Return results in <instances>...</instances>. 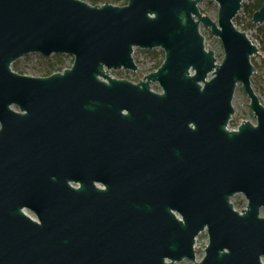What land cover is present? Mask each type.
Listing matches in <instances>:
<instances>
[{
	"label": "water",
	"instance_id": "1",
	"mask_svg": "<svg viewBox=\"0 0 264 264\" xmlns=\"http://www.w3.org/2000/svg\"><path fill=\"white\" fill-rule=\"evenodd\" d=\"M202 1L0 0V264H263L260 54L234 25L246 0H211L217 21ZM134 49L164 59L136 83L111 75L137 70ZM31 54L73 62L12 70ZM238 85L256 123L229 127Z\"/></svg>",
	"mask_w": 264,
	"mask_h": 264
},
{
	"label": "rangeland",
	"instance_id": "2",
	"mask_svg": "<svg viewBox=\"0 0 264 264\" xmlns=\"http://www.w3.org/2000/svg\"><path fill=\"white\" fill-rule=\"evenodd\" d=\"M108 4L111 5H121L124 0H106ZM251 0H246L245 3H250ZM99 5V4H98ZM102 5V4H100ZM202 11L206 14L211 16L215 21H217V5L211 0H203L202 3L198 6ZM240 20V23H237L235 27L239 30L244 32L248 39L251 41L253 45H255L259 50V56L253 57L251 62L255 65V74L256 79H251L252 88L257 95L260 103L264 106V43H262V36L259 33L260 25H253V27H247L246 24L248 23V18L240 11L237 15ZM246 28V29H244ZM244 29V30H243ZM201 33L204 37V45L205 48L213 47L215 55L217 57V63L221 62L223 59V52L220 46V42L218 39L214 38L210 35L209 31L200 25ZM158 51V49H157ZM146 51L134 49L133 56L138 64V68L135 72H129L124 70L119 71H110L109 73L113 75L115 78H123L133 83L138 82L146 73L156 70L153 69L157 60L153 59L151 55L145 53ZM40 55L38 54H31L20 58L18 62V72L21 75H47L46 69L43 66L44 60L47 59H40ZM51 62L55 63L53 56L48 58ZM73 62V58L69 56H63L61 59V63L57 64L55 72L61 69L71 67ZM54 72V73H55ZM232 107L234 110V114L229 122V127H238L242 122H250L251 124H255V118L253 117L250 109H249V100L246 95L243 93V90L240 85L237 86L235 91ZM230 202L233 204V208L240 212L241 210L245 209L246 207V200L243 195H235L230 199ZM25 213L30 216L31 218H35L33 214L28 211ZM260 216L264 217V208L261 209ZM208 244L207 234L202 232L196 239L195 242V251L196 256L195 259L197 262L201 260L204 256V249ZM264 264V260H262ZM175 264H192L188 260H183L181 262Z\"/></svg>",
	"mask_w": 264,
	"mask_h": 264
},
{
	"label": "trees",
	"instance_id": "3",
	"mask_svg": "<svg viewBox=\"0 0 264 264\" xmlns=\"http://www.w3.org/2000/svg\"><path fill=\"white\" fill-rule=\"evenodd\" d=\"M87 3H89L90 5H98V4H108V3H111V2H108L106 0H83ZM115 1V0H113ZM127 1L128 0H124V2L121 4V6H124L127 4ZM261 4H262V0H251L250 3L246 4L245 2L243 3V6H242V12L245 16H247L248 18V23L246 24L247 27H253V24H252V16L260 9L261 7ZM237 23H240V20L238 17H236L234 19V24L236 25ZM246 29V28H244ZM243 29V30H244ZM259 33L261 34L263 40H262V43H264V27L263 26H260L259 28ZM145 53L149 54L152 56L153 59L157 60L155 66L153 69H157L163 59H164V54L161 50H153V51H146ZM54 60H55V63L51 62V60L47 59V60H44L42 57H40L41 60H44V67L46 69V72H47V76L53 74L56 70V66L57 64H60L61 63V59L63 58V56H53ZM254 68H255V65L254 63L252 62ZM12 70L17 72L19 67H18V62L16 63H13L12 66H11ZM58 71H61V70H58ZM255 74V73H254ZM252 79H256V76L253 75Z\"/></svg>",
	"mask_w": 264,
	"mask_h": 264
},
{
	"label": "built area",
	"instance_id": "4",
	"mask_svg": "<svg viewBox=\"0 0 264 264\" xmlns=\"http://www.w3.org/2000/svg\"><path fill=\"white\" fill-rule=\"evenodd\" d=\"M100 5V4H99ZM103 5V4H102ZM197 239V238H196ZM195 242H196V240H195ZM194 249H195V245H194ZM262 260H264V259H262ZM262 260H261V262H262Z\"/></svg>",
	"mask_w": 264,
	"mask_h": 264
}]
</instances>
